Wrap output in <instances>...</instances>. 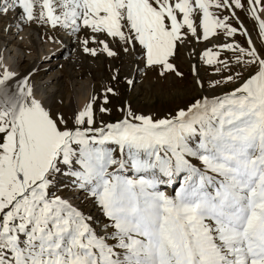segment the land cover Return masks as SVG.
I'll list each match as a JSON object with an SVG mask.
<instances>
[{
	"label": "snow or ice",
	"instance_id": "obj_1",
	"mask_svg": "<svg viewBox=\"0 0 264 264\" xmlns=\"http://www.w3.org/2000/svg\"><path fill=\"white\" fill-rule=\"evenodd\" d=\"M10 12L93 57L135 53L162 79L184 78L174 61L195 40L220 76L208 87L238 86L161 118L126 105L98 123L95 97L66 118L0 57V264H264V0H0ZM61 177L107 223L57 195Z\"/></svg>",
	"mask_w": 264,
	"mask_h": 264
},
{
	"label": "rangeland",
	"instance_id": "obj_2",
	"mask_svg": "<svg viewBox=\"0 0 264 264\" xmlns=\"http://www.w3.org/2000/svg\"><path fill=\"white\" fill-rule=\"evenodd\" d=\"M237 12L252 33L253 40L260 47V40L253 28L254 22L239 10ZM9 14L0 15V20L5 25ZM15 22L20 24V28L16 27L12 30L11 26H8L6 30L11 31L8 36L6 32L2 33L4 36L0 35V57L4 59L10 55L7 47L8 42L4 39L9 38L13 40V43H18L15 46L17 54L13 64L17 80L27 77L28 82L35 90L45 91L47 104L52 111L61 112L66 118L79 111L78 101L83 91L79 86L82 84L90 86L88 103L93 97L96 98L93 107L98 123L101 121L113 123L121 119L123 114L117 109L126 105H130L132 110L137 113L161 118L169 113H174L178 107L186 106L193 98L218 96L238 86L228 84L214 90L208 87L210 80L220 79V76L214 75L211 67L205 66L200 61L199 56L204 49V43H197L195 40H191L186 46L179 48L178 56L174 61L178 69L184 73V78L181 80L170 76L167 79H162L154 70L147 69L135 53L125 54L116 49L118 51L116 57H108L104 53H98L93 57L83 52L82 46L75 36L68 35L62 29L54 30L47 25L24 23L19 19ZM26 24L40 28L41 36L37 35L36 41L43 52L41 58H38L40 54L36 53L35 46H30V51L27 53L23 52L22 46L19 45L21 40L18 35L26 29ZM233 24L235 26V22ZM14 31L17 32L14 33ZM12 32L13 34H11ZM80 35L83 38L84 33ZM14 36L16 37L14 38ZM233 39L241 45L247 46L244 36L237 34ZM89 47H96V45L90 44ZM193 65H196L199 75L203 79L204 88H197L194 85ZM114 75L117 77L115 80L112 79ZM247 75L249 73H245V78ZM52 76L58 77L56 79L58 80L57 86L50 85V81L47 82L49 79H53ZM127 79H132L134 84L129 85ZM109 87L119 95L113 96L111 93H106V89ZM105 95L109 101L107 104H104ZM101 106L111 111L101 113L99 111ZM54 191L57 195L68 198L82 212L90 216L93 227L107 223L106 217L103 216L93 200L86 198V193L83 191L72 187L71 178L61 177Z\"/></svg>",
	"mask_w": 264,
	"mask_h": 264
},
{
	"label": "bare ground",
	"instance_id": "obj_3",
	"mask_svg": "<svg viewBox=\"0 0 264 264\" xmlns=\"http://www.w3.org/2000/svg\"><path fill=\"white\" fill-rule=\"evenodd\" d=\"M9 19L7 20V23L6 25L2 23V21L0 20V35H3L2 33L6 32L7 33V36H8V33H10L7 29L8 26H11L12 30H14L16 27L17 28H20V24L15 22L16 20H18V16L16 13H13L11 12L9 15ZM17 17V18H16ZM15 22V23H14ZM14 26V27H12ZM40 28H36L35 26L32 27V25H28L26 24V29L24 31H22V33L20 35H18L19 39L21 40V45L22 46V50L23 52H27L29 53L30 51V46H35V50H36V53L37 54H40L38 58H41L43 56V52L41 50V48L37 45V41H36V36H41V32L39 31ZM20 31V30H19ZM17 31H14V33H16ZM13 34V32L11 33ZM6 36V37H7ZM11 37V36H10ZM16 36H14L15 38ZM44 37V36H43ZM12 38H13V35H12ZM39 38V37H38ZM7 43V47L9 48L8 51H10V55L5 57L3 59L4 63L7 64L12 70L15 71V68L13 67V64H14V60L16 58V54H17V49L15 48L16 44L18 43H13L12 41L13 40H10L9 38H6L4 39ZM18 42V41H17ZM47 46H49V44L47 43ZM9 54V53H8ZM6 55V54H4ZM29 55V54H28ZM18 64V63H17ZM17 71V70H16ZM53 79H49L47 82L50 81V85L51 84H54L55 86H57L58 84V77L57 76H52ZM83 83V82H82ZM85 84V83H84ZM87 84V83H86ZM54 86V87H55ZM51 87V86H50ZM56 88V87H55ZM80 89H82L83 91L81 92L80 94V97H79V101H78V104H79V110H81L87 103H88V99H89V94H90V86L89 85H80L79 86ZM35 90V89H34ZM37 92V95L43 99V100H46V97H47V94L45 95V91L43 90H35Z\"/></svg>",
	"mask_w": 264,
	"mask_h": 264
}]
</instances>
